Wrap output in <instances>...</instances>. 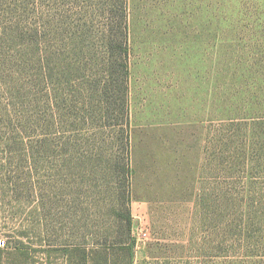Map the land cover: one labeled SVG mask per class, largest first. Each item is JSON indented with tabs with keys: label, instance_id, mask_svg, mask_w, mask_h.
<instances>
[{
	"label": "rangeland",
	"instance_id": "1",
	"mask_svg": "<svg viewBox=\"0 0 264 264\" xmlns=\"http://www.w3.org/2000/svg\"><path fill=\"white\" fill-rule=\"evenodd\" d=\"M107 2L0 0V7L10 15L4 20L21 16L26 28L57 16L102 32ZM127 2L126 109L117 81L107 98L97 85L88 90L106 70L103 42L84 43L99 49L90 61L75 41L64 52L49 40L61 69L79 62L80 69L69 70L72 82L55 72L46 84L33 53L3 46L0 34V264H97L101 251L110 264H129L116 250L129 242L118 214L128 210L133 264H264V248L245 255L227 233L241 232L237 217L248 204L264 206V0ZM4 20L0 28L10 24ZM123 129L126 180L115 169V160L125 166ZM127 194L130 202L120 197Z\"/></svg>",
	"mask_w": 264,
	"mask_h": 264
},
{
	"label": "trees",
	"instance_id": "2",
	"mask_svg": "<svg viewBox=\"0 0 264 264\" xmlns=\"http://www.w3.org/2000/svg\"><path fill=\"white\" fill-rule=\"evenodd\" d=\"M118 0H109L107 2V5H109V9L107 10L108 15V29L103 30L102 32H98L96 30H92L89 26L87 27L84 23H78L73 20L68 21V19L64 17H57L53 16L51 20L45 21V23L42 22V27L40 28L39 25L35 28H26L25 27V20L23 17H14L10 19L4 20V18H8L10 16L8 12L0 7V18H2L6 22L9 20L10 24H6L5 28H0L2 34L1 41L2 45L9 48H16V47H23V49L18 50V53L20 55H23L25 53H33V62H39V72L37 74V78L43 80L48 84L49 80H52L53 76L61 75V73H64L67 75L69 70H79L80 69V62L78 64H74L72 67H70L69 63V69H67V72L64 69H61L60 67L64 64V61L62 58H59L56 50H53L51 47V43L49 40H53L57 42L61 47L59 50L66 52V44L69 43L68 40L75 41L80 48L81 52L83 53L86 49L88 52L87 60L92 61L95 56L100 55V52H102V55H105L104 58V64L106 66V70H104L101 74V78L96 77L94 83L90 84L88 87V90H91L92 86L97 85L96 89L97 92L99 91L102 93L103 96L107 95L109 91L111 90L114 81H117V86L119 87V91L123 92V98H124V105L126 104V99H128V93H129V79H130V68H129V14L127 12L128 8V2L127 0L121 1L120 4V14L118 17V20L116 17H113L114 8L116 6V2ZM63 2V0H62ZM14 7H9V9H12ZM17 8H14V11L16 12ZM264 9V8H263ZM256 14H259L258 10L256 9ZM118 23V24H117ZM47 25H50L51 28L44 31ZM72 27L73 31L72 33L68 34V31H66V27ZM122 26L124 28L123 32L120 33V31H115L116 26L120 28L119 26ZM2 27V26H1ZM100 36H97L99 35ZM97 42H103V51L99 52L98 48H95L93 44L90 46H86L84 43H97ZM77 49V48H76ZM115 53H118L119 56L116 57V60L113 61V56H115ZM22 61H26L24 58L20 57ZM44 61V65L41 63ZM54 61L55 65L58 67L56 69L55 67L51 68L50 62ZM56 72V73H55ZM74 79L78 76L77 73L72 75ZM113 77V79H112ZM116 77V79H115ZM68 79L70 82H72L73 78L71 76H68ZM58 80L63 84L64 79L58 78ZM58 81L54 83V87L58 85ZM125 105V109H126ZM59 111V110H57ZM50 124V120L48 123V127ZM124 130V129H123ZM125 145H124V151H125V166L119 162V160H115L116 167L124 173L125 180L126 177L130 176V166H129V160H130V144H129V131L128 129H125ZM260 138L264 141V128L259 133ZM95 140L98 142H103L107 144L106 140H102V137H98V134L95 135ZM94 140V141H95ZM117 153V152H116ZM124 163V162H123ZM119 183H123L121 179H118ZM252 186V184H250ZM250 197L253 201H255L256 196L250 192H248ZM252 194V195H251ZM248 195V194H247ZM263 196V198H258L262 201L264 204V193L260 194V197ZM124 197L127 202H130V194H127ZM119 197V198H120ZM226 213V212H225ZM225 213L218 211L216 208L214 209V218L216 221H219V219H223L226 216ZM119 216L126 222L127 230L129 234V242L122 243L119 247L116 248L117 252L119 254H125V256L129 260V264H133L134 258H135V246H136V239L132 236V226H133V216L131 212L128 210L125 214L124 213H118ZM237 219L241 220L242 225L241 232L239 234H236L232 226L230 227L228 234L231 235L230 239L234 240H241L240 246L244 251L245 255H258L257 253L260 252L261 249L264 248V206L262 207H254V202L250 203L246 206V209L239 214ZM113 250H115L113 248ZM100 249L97 251L99 252ZM82 253V251H80ZM85 255L84 257L87 260L86 257V249H85ZM100 257L101 259L97 260V264H110L108 259V252L101 251Z\"/></svg>",
	"mask_w": 264,
	"mask_h": 264
},
{
	"label": "built area",
	"instance_id": "3",
	"mask_svg": "<svg viewBox=\"0 0 264 264\" xmlns=\"http://www.w3.org/2000/svg\"><path fill=\"white\" fill-rule=\"evenodd\" d=\"M6 245V240L0 238V248H4Z\"/></svg>",
	"mask_w": 264,
	"mask_h": 264
}]
</instances>
